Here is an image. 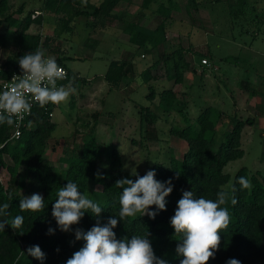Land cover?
I'll use <instances>...</instances> for the list:
<instances>
[{
  "label": "trees",
  "instance_id": "obj_1",
  "mask_svg": "<svg viewBox=\"0 0 264 264\" xmlns=\"http://www.w3.org/2000/svg\"><path fill=\"white\" fill-rule=\"evenodd\" d=\"M8 1L0 0V48L7 50V55L0 64V89L14 71L21 72L18 60L26 53L40 50V46H43L50 52L59 54L60 46L56 42V37L71 28L69 23L82 15L84 8L92 7L91 14L109 16L111 10L117 7L121 0H102L98 6H92L90 0H87L86 6L82 5V0H44L43 9L58 14L62 24L61 28L54 29L51 36L44 37L28 32L32 23L41 22L40 15L32 17L34 11L29 10L25 15L15 17V13L20 14L21 10L18 8L10 11ZM154 1L156 0H141V7L147 8ZM176 3L172 0H166V4L164 1H158L155 12L161 16V21L153 29L133 21H122L121 29L128 35V41L137 49L160 48L166 41L171 12L179 9ZM237 3L246 5L244 0H237ZM242 5L238 7L236 11L238 14L234 16L246 14ZM184 51L185 49L177 47L171 54L164 56L165 63L170 59H176L172 65L173 71L166 69L165 73L174 84L182 83L184 73L189 67V62L184 59ZM52 58L67 70V79L61 83L73 82L74 74L65 64L66 58L63 56ZM157 64L158 62L154 65ZM131 68L130 60H111L103 79L110 86L117 87L132 73ZM139 75L144 82H149L155 77L151 73V66L139 72ZM149 88L147 96L153 99L155 91L151 86ZM159 99L164 111L175 110L181 114L185 112L188 102L186 93H177L173 88L162 89L159 92ZM53 108L54 104L51 103L44 108L38 104L31 107L26 125L22 128L19 138L15 140L10 139L12 126L0 124V167L5 168L11 176H17L14 191L7 190L0 180V206L4 203L10 205L7 210L9 215L0 216V220L10 221L17 215L24 217L21 229L14 231L11 225H6L5 230L0 231V264H66L73 253L83 247L84 241L75 240L74 231H61L52 215L59 189L68 181H72L78 185L83 195L103 209L99 218L93 216L91 212H86L79 224L73 225V230L81 228L88 231L96 224L97 219L101 223H106L110 216L118 215L122 189L115 186L116 181L122 178H137L132 176V172L122 169L121 156L117 148L113 147L109 155L99 154L96 138L89 136L83 141L79 155L61 158L67 167L63 178L59 179L56 165L45 155L47 140L55 128L50 115ZM151 113L145 115L150 121L155 118ZM215 115L220 116V112L209 105L195 118L196 127L187 124L182 128L169 129L170 134L186 142L187 149L180 157L171 155L167 163L156 162L149 168L156 172L157 180L166 182L171 179L174 185L173 191L165 198L166 210H158L153 205L150 206V210L157 211L155 219L137 214V217L120 221L113 229L118 239L125 237L131 239L134 235L145 237L150 233L148 239L155 255L166 260L168 264H180L183 257L176 249L182 237L174 235L170 218L174 215L178 200L182 198V190L192 191L194 198L204 197L214 201L217 199V193L223 190L228 193V201L221 207L227 208L230 224L220 233L219 250L216 251L214 258H210L208 264H226L230 258L239 260L241 264H264V178L257 173H251L246 167H240L233 175L230 186L224 188L230 180V175L224 172V166L229 161L243 156L242 129L245 125H251L254 119L252 117L238 119L225 133L224 139L216 145V123L213 119ZM4 155L11 159V164L6 163ZM21 163L24 165V171L19 174L18 167ZM137 174L142 176L146 173ZM240 177L250 181V189L241 190L238 182ZM89 183L99 185L101 189H89ZM29 194H41L44 197L42 211L20 210V200ZM233 198L238 201L235 205L231 202ZM50 227L55 229L54 234H48ZM34 245H39L45 253L43 261L27 254V249Z\"/></svg>",
  "mask_w": 264,
  "mask_h": 264
},
{
  "label": "rangeland",
  "instance_id": "obj_2",
  "mask_svg": "<svg viewBox=\"0 0 264 264\" xmlns=\"http://www.w3.org/2000/svg\"><path fill=\"white\" fill-rule=\"evenodd\" d=\"M158 1L166 4V0L154 1L147 15L161 20L154 12ZM172 1L177 2L179 9L171 12L166 41L158 49H137L130 42L117 39L116 29L104 24L99 28L103 23L99 20V25H95L96 20H89L90 26L85 25L84 17L71 21L72 28L56 40L65 48L63 55L69 57L66 64L74 74L71 84L76 88L67 103L54 105L51 115L55 128L47 140L45 155L56 165L59 179L67 167L61 158L79 155L83 141L89 136L96 138L99 154L109 155L113 147L117 148L122 169L129 172L146 173L156 162L167 163L171 155L180 157L187 149L186 142L170 134L169 129L187 124L196 127L195 118L209 105L220 112V116L213 117L216 145L238 119H254L242 129L243 156L224 166V172L230 175L224 188L230 186L240 167L264 178V0H244L246 5L238 4L237 0ZM22 2L23 15L28 10H44V0H16L17 5ZM240 4L246 14L234 16ZM57 21L55 15L47 14L41 27H34L42 35L49 28L54 33L62 25ZM92 27L99 28L102 35H93ZM177 47L185 49L184 59L189 67L182 83L174 84L165 73L166 69L173 71L176 59L165 63L164 56ZM40 50L47 56L55 55L43 46ZM4 58L0 54V64ZM123 58L131 61L132 73L119 86H110L103 80L108 63ZM148 66L155 77L144 82L139 72ZM69 83L62 85L67 87ZM149 86L155 91L153 99L147 96ZM166 88L187 94L183 114L161 108L159 92ZM148 112H152L154 120L146 118ZM4 158L7 164L12 163L7 155ZM23 171L21 163L18 173ZM0 180L7 190L16 189L17 176H11L2 167ZM88 187L101 189L92 183Z\"/></svg>",
  "mask_w": 264,
  "mask_h": 264
},
{
  "label": "clouds",
  "instance_id": "obj_3",
  "mask_svg": "<svg viewBox=\"0 0 264 264\" xmlns=\"http://www.w3.org/2000/svg\"><path fill=\"white\" fill-rule=\"evenodd\" d=\"M82 5L86 6L87 0H82ZM18 63L23 73L21 78L0 90V124L11 127L22 120L25 114H30L32 104L28 97L44 108L50 103H67L69 96L76 92L71 83L67 87L58 86V81L67 79V73L55 58L46 57L42 50L26 53L19 58ZM99 175L98 173V178ZM132 176L137 178H122L115 183L116 187L122 189L118 215L110 216L106 223L97 219L96 224L88 231L81 228L73 230V225L79 224L86 212L99 218L103 209L83 195L78 185L72 181L59 189L52 215L61 231H74L75 240L84 241L83 247L74 252L66 264H168L166 260L155 255L148 239L150 233L145 237L134 235L131 239H118L113 231L120 221L137 217V214L155 219L157 211L150 210V206L155 205L158 210H166L165 198L173 191L171 179L166 182L157 180L154 170H149L142 176L132 171ZM238 182L241 190L251 188L250 181L245 177H240ZM227 201L228 193L223 190L217 193L215 201L204 197L194 198L192 191L182 190V198L178 200L174 215L170 218L174 235L182 237L176 249L183 257L180 264H208L210 258H214L221 244L220 233L230 224L227 208L221 207ZM231 202L235 205L238 201L233 198ZM9 207L8 203L0 206V216L7 217ZM19 208L22 212L42 211L44 197L41 194L25 196L20 200ZM23 222L22 215H17L10 221L0 220V231H4L6 225H11L14 231L19 230ZM54 232L55 229H48V234ZM23 254L24 252L21 253ZM27 254L41 261L45 259V253L39 245L30 246ZM226 264L241 262L230 258Z\"/></svg>",
  "mask_w": 264,
  "mask_h": 264
},
{
  "label": "crops",
  "instance_id": "obj_4",
  "mask_svg": "<svg viewBox=\"0 0 264 264\" xmlns=\"http://www.w3.org/2000/svg\"><path fill=\"white\" fill-rule=\"evenodd\" d=\"M101 1L102 0H90V3L92 4V6H98ZM138 1L139 0H121L120 3L117 5V7L115 6L111 10L109 16H106V15L104 16V15H101V14H97V15L96 14H91V12L93 10L92 7H90V8L87 7V8H84L83 9L84 10L83 14L80 15V16H78V17H84L85 18V25H87V26H90V23L92 21L94 22V20H96L95 22L97 23L95 25H99L100 22H103V23H100V27L99 28H103L102 27L103 26L102 24H104V26H106V27L113 28L114 30L116 29V38L117 39H121V40L128 41V35L126 33H124L122 31V29H121V23H122V21H127V20L128 21H133V22H136L138 24H141V25H143V26H145V27H147L149 29L155 28L159 24V22L161 21L160 19L158 20V18H155V19L154 18H150V16L147 15L148 14L147 13V10L148 11L149 10H152L151 7H150V5L147 8H142L141 7V1L140 2H138ZM14 3L16 4L15 5V8H13L14 7ZM8 4H9V7H10V11H15L18 8L21 10V13L20 14L19 13H15V15H14L15 17L23 16V11H24V6H25L23 2L21 4H19V5H17L16 0H9L8 1ZM157 7H158V3L156 4V7L154 9V12L157 9ZM32 11H34V14L32 15V17H34L35 15L39 14L40 15V18H41V22L40 23H32L30 25L29 29H28V32H30V33L41 34V33H37L36 32V28L34 27V25H38V26L41 27V23L43 21V16L44 15H47L48 14V15H51V17H52V15L53 16L55 15L56 21L57 20L58 21L60 20V18H59L60 16L58 14H54L52 12H48V11H45V10H39V9H33ZM35 12H38V13H35ZM78 17H75L73 20L77 19ZM89 20L91 21L90 23H89ZM156 20H158V21L156 22ZM69 26H70V23H69ZM92 28H93V30H92L93 31L92 32L93 35L96 34V33L99 36L102 35V31L99 28L98 29L95 28V27H92ZM49 30H50V28L47 29V32H46L45 35H42L41 34L42 37H44L46 35L47 36H51L52 35V32H50ZM57 39H60V37L59 38L56 37V40ZM0 49H1L0 50V54L5 57L7 55V50H5L4 48H0ZM13 49H14V47H13ZM64 49L65 48H63V47L60 46V52H59V54H55V55H53V57L63 56L64 58H69V57H66V56L63 55ZM3 52H5V54H3ZM44 54L47 56L46 52H44ZM123 59H125V58H123ZM126 60H128V59H126ZM64 62L66 64V59L64 60ZM66 66H67V64H66Z\"/></svg>",
  "mask_w": 264,
  "mask_h": 264
},
{
  "label": "built area",
  "instance_id": "obj_5",
  "mask_svg": "<svg viewBox=\"0 0 264 264\" xmlns=\"http://www.w3.org/2000/svg\"><path fill=\"white\" fill-rule=\"evenodd\" d=\"M35 13H38V12H35ZM45 56H46V55H45ZM46 57H51V56H46ZM58 65H59V64H58ZM59 66L62 67V68L65 70V72L67 73V70L65 69V67H64L63 65H59ZM22 74H23L22 71H21V72L14 71V72L12 73L10 79L7 80V81H5V82H3L2 87H1L0 90H3V88H4L5 86H11L16 80H19V79L21 78L20 75H22ZM14 76H16L15 79H13ZM61 82H62V81H58V82H57V83H58V86H61V85H62ZM28 99H29V102L32 104V107H33L34 105L38 104V103H36V102H33V101L31 100V97H28ZM50 115H52V112L50 113ZM28 116H29V114H25L22 120L18 121L16 124H14V125L12 126L10 139L15 140V139L19 138V136H20V134H21V130H22V128L26 125V119H27Z\"/></svg>",
  "mask_w": 264,
  "mask_h": 264
}]
</instances>
